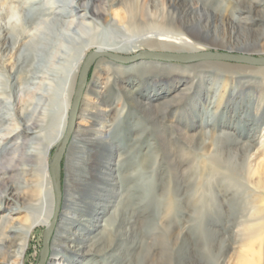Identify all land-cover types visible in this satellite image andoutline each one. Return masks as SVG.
Instances as JSON below:
<instances>
[{
    "label": "bare ground",
    "instance_id": "1",
    "mask_svg": "<svg viewBox=\"0 0 264 264\" xmlns=\"http://www.w3.org/2000/svg\"><path fill=\"white\" fill-rule=\"evenodd\" d=\"M2 1V3H6V1L9 0ZM11 1L12 3L16 2L19 5L18 7L21 17L19 20L11 22L10 29L4 30L2 38L0 37V64L4 59V57H2V53L5 52L3 51V48L12 47V51H15L17 56H15L12 71L8 73V78H12L13 76L16 77L18 75V80L27 77L29 80L35 81L41 77L48 79V77H53L54 75L60 76L61 80L58 83L59 99L57 106L63 107L64 105H67L65 107L66 112L64 114V123L61 125L62 129H58L60 132L58 133V137L54 140V145L51 143L50 146H44L42 141L33 136L36 131L40 129V127L39 123H37L36 115L30 112L19 117L18 120H15L18 127H21L18 136L16 138L15 136L7 138V140L10 139L9 141H18L15 148L13 147L14 149H12V155L11 150L9 149L10 151L7 152V154L4 153L1 155L2 158H0L6 159L7 156H12L9 160V166L0 168V208L5 205L4 208L6 209L9 205H14L9 209L10 215L6 217L2 216V224L7 222L10 224V227L4 229V232L0 237V258H2L0 259V264H25L23 257L27 254V251L25 252L24 249L30 242V238L34 233L33 226L35 223H44L46 224V231L54 214V199L52 197V186L50 182V175L48 173V167L50 165V159L57 151V147L64 137L70 113L71 101L73 98L71 93L73 92L75 85L74 82L76 83L80 72L79 70L84 61L87 59L86 57L92 52H108L115 55H121L122 51H135L138 49H142V51L146 50L150 52L164 53L171 52L178 54L205 53L208 52V50H211L213 52L219 51L226 54H238L254 58L264 57V53L259 51V48L264 41V30H258L255 26L258 24V20H264V14L259 15L260 12L259 14L255 13L253 3H257V0H253V2L251 1L249 5H242L241 1L237 0L238 4L241 3L239 4L240 6H235L237 14H240V17H238L239 20L236 16L229 14L228 12V15L222 14V5L217 7L216 13L209 10L207 7L208 3H204L203 0H168V12L166 11L167 13L161 15L154 13L153 8L156 7V2H153L150 6L146 0H90L85 6L82 5H84L83 1L86 0H57L51 8L44 6L43 2L40 0L26 3L22 0ZM225 8L227 9V7ZM5 11L8 15H11L13 12L10 8H7ZM41 18H47L48 20L44 21L43 27H36V23ZM69 19L71 20L70 23L67 21ZM88 21H90L89 24ZM98 22L101 26H105L113 32L109 42L107 44L103 43V45H101L102 47L99 48L95 47V41L91 42V45H93L92 47L90 44V46H83L85 38L90 36L86 32L94 30V27H90L93 26V24H97L95 28H98ZM155 22L156 24L160 23V26L163 27L160 31L156 29L157 26H155V28L154 26L152 27ZM33 29L37 30L40 36L28 35V30ZM119 32L122 34L125 32L124 36L119 35ZM123 37H125V39H123ZM66 45L73 50L71 53L67 51L66 53L63 52V47ZM205 46L207 49L204 48ZM88 47L91 48L88 49ZM134 54H137V52H134ZM59 61H65L66 64H64L61 69L54 68V65ZM107 61L111 60L107 59ZM108 63L109 64L106 67L107 70L110 71V75H119L114 79V82L112 83L113 85L108 83L105 92L99 91L100 83H98V77H95V80L88 85L84 94V99L81 103V110L78 118L79 120L74 133L75 136L66 152L67 162L64 170L65 184H63L64 187L62 188L63 202L60 209L61 212L56 223L57 225L52 235L53 238L50 244L51 251L48 264H65L66 260L71 262V257H75L77 261L81 260L84 262V260L100 255V253L103 252L114 253V250H112L115 248L113 244L117 241L118 236L121 238V247L126 246V243L130 246L129 248L131 253L126 255L124 261H126L127 264H134L136 260L131 257L136 255L139 249L140 251L144 250L142 253L144 256L152 248V245H149L148 237L153 230L157 233L155 236L156 238L164 240L161 244L164 248L162 249L164 250L162 251L164 253L163 255L172 256V259L173 257L176 258V256H181L182 244L178 242L179 240H177V238H175V240H169V237L171 236L170 234L173 232L171 231L173 226H171L170 223L173 221L169 222V224L165 223L169 226H162L161 228H158L154 225L153 228L148 229L147 225H144L145 222L142 223L139 220V217L145 215V210L148 211L149 209H152L153 211L154 209L156 212L161 211V203L158 201L159 197H156L158 194L154 196L150 194V191H146L147 187L145 186V182L147 183V181L145 179L146 173L144 172V168L146 167L145 160H141L142 162L139 163L141 165L140 168L134 167V169L131 170H128L127 168V166L135 159L131 156H133L134 149L137 146H139V150V142L142 141L146 132H143L139 136H135L132 139L134 143L128 145L129 143L127 142H129L130 135L133 133V129L130 127H126L128 132L127 135L118 136L117 133H114V131L111 130V133L107 134L101 132L100 138L96 139V136L90 134L87 128L80 131L83 126L80 120L89 119V113H91L89 111L97 110L98 103L100 105H106V100H114L115 98L119 99L118 96H120L130 104L138 107L143 112H147L149 115L148 118L154 125L158 124L159 126L164 127V125H166V121L170 120L169 115L176 114L179 107L182 106V102L192 95L191 99L193 98V102L194 100H197L199 104H204V108L198 112L197 108L199 105L196 104V102L194 104L193 102L189 103L190 110L194 114L195 112H198L195 117L197 116L196 118L199 119L198 125L201 127L197 131L196 135H188L178 128L176 129V134L178 135L176 136L175 134L174 138L178 139L182 143L188 144L195 150L201 148L204 150V147L209 144L208 140L214 137V140L216 139V141L219 142L214 154L219 156L217 159H219L220 162L215 163L217 161L213 159L215 162L212 163H215L214 165L218 166L221 173L229 176V174L234 173L235 169L240 167L238 169L242 172H247L248 188L250 187L252 190L259 193L264 186L263 170L260 168L252 170L251 167H248L247 170L245 166V162H247V160L256 158L253 153V141L257 139L256 135L258 134V129L257 127L254 128L253 123H255V126H259L264 119V114L260 113L261 116L258 115L257 122L252 121V112L255 108L254 97L252 94L253 92L251 89V85L255 82L252 79H249L246 76L243 77L241 74L236 72L228 77L227 80H224V78H222L224 73L222 72L227 71L228 68L225 67V65H221L224 63L220 62L205 61L193 64H175L142 60V62L130 64V66L121 65L113 61ZM252 68H254L253 70L259 69L257 70L258 73H256L264 76V68ZM221 79H223L224 84L221 86L224 90H226V92L222 96L218 108L225 102L228 112L226 111L223 114H227L230 111L233 115H235V118H233L234 125H232L233 121H227L225 118L226 116H224L223 119H225V122L221 121L222 123L219 124L220 127L226 126L229 129L232 127L233 130H222L221 134L215 137L213 135V132L216 131L214 130V123H212V121H205L204 114L207 112V105L210 104L208 102L212 98V94L219 91V88L217 87ZM89 80H91L90 77ZM229 81H232L233 83V87L230 89V92L227 90L230 86ZM206 83L207 88L203 91ZM173 89L177 90L174 93L170 92ZM115 91H118V93L115 94ZM31 93L33 94V92ZM203 95L205 97H203ZM91 98H93V100ZM84 105H86L85 108H83ZM83 109H85L84 113L82 112ZM35 113H37V111ZM7 120L14 121V118H10L6 115V112L4 115L0 114V124L6 122ZM235 122H238V127L235 125ZM80 124H82V126L79 127ZM98 125L102 130L106 128V124L101 123ZM121 125V127H123L125 126V123H121ZM170 125L175 127L171 123ZM208 127H211L212 130L208 129ZM78 128L79 131H77ZM4 130L5 129L0 126V134L4 132ZM160 130L161 129H159V131ZM9 134H12V132H8L7 135ZM82 136H88L89 140H87V138L81 139ZM91 136L93 138H91ZM119 138H121L120 143L117 141ZM242 138H245V140H242ZM156 140L159 141L158 139ZM116 143H119V146H117ZM34 145H37V147L35 148ZM153 146L154 144H151L149 148ZM91 148L93 149V154H95L94 159H96L92 165L91 174L88 173L81 182L79 180L73 181L74 176H78L79 173L78 163L83 160V154ZM149 157L153 158L155 156L151 153V156ZM48 159L49 162L47 161ZM238 160H241L242 162L239 163ZM45 162L47 163L45 164ZM36 164H38L42 169H40L39 172L40 181L37 183L36 189H33L29 187L27 179L33 175L32 172L36 169L34 168L37 167ZM189 174L192 173H188V175ZM14 175H19V188L17 189L10 186V182H12L11 178ZM238 175L240 176V174ZM181 176L182 174L180 177ZM212 181H214V179ZM239 182L241 181L239 180ZM240 184L241 183H239V185ZM210 185L211 183L209 186ZM1 187L4 189L3 191ZM183 188L184 187L182 186V189ZM79 190L81 193H79ZM236 190L238 189H235L234 191ZM222 191L225 192L226 190ZM132 192H136L137 196L131 195ZM164 193H162V195ZM212 194H214V191ZM191 195L192 194H190V196ZM204 195L206 196V194ZM233 196L235 198L234 200H230V205L232 204L235 206V199L237 198V195L235 196L234 193ZM135 197L137 198L136 200L139 201L138 203H134L133 199ZM33 198H36L35 202H38V204L34 206L30 205L29 207L27 204L32 203ZM244 199H248V196ZM213 200L215 199L213 198ZM192 201V198L189 197L185 202V206L192 208V214L189 216V221L192 224L191 227H193L191 232H194L196 237L193 241L196 248H199L198 245L201 243L200 240L202 239V241H204L206 236L216 238L221 235L222 237L220 242H222V244L220 245V250H226L227 245L225 244V241L228 239V232L230 230L226 227L224 232H219L218 230L209 228L216 220L213 216L203 215L201 213L199 217L195 218L194 213L196 212V208L192 204ZM203 201H205V199ZM211 201L212 200H210V202ZM208 203H206V205ZM244 203L243 206L245 205ZM182 208L181 210H184ZM234 208H236V206ZM29 209L33 210V212L38 210L37 212L40 214L33 223L30 222V217L24 218L25 223L29 222L28 229H26V225H22V221H20V219L14 220L10 217H15L16 215L18 216L24 212L28 213ZM218 210L220 211V209ZM242 210L244 211L245 209ZM240 211L241 210L236 212L239 213ZM220 214L221 213H219V215ZM229 216L233 220L237 215L234 214ZM258 217L252 220L251 225H247V227H250L248 228V231L245 232L250 240H253L254 238H264V216ZM119 219L122 221L121 224L118 223ZM237 219L238 218H236V220ZM248 220L250 221L251 219ZM164 221L167 220L164 219ZM234 221L235 220H233V222ZM178 225L182 224L179 223ZM36 229L37 227L35 230ZM175 229L176 228H174V230ZM139 233H141L140 240L137 238ZM218 240L217 242H219ZM253 243L250 242V245H248L250 253L253 249ZM261 245L264 246L263 243ZM213 250L215 251L216 248H213ZM62 251L64 253L66 252V254H63ZM196 253H198V251ZM138 257L136 256V259H138ZM197 257L200 258L201 256ZM255 261L256 264H258V260Z\"/></svg>",
    "mask_w": 264,
    "mask_h": 264
},
{
    "label": "rangeland",
    "instance_id": "2",
    "mask_svg": "<svg viewBox=\"0 0 264 264\" xmlns=\"http://www.w3.org/2000/svg\"><path fill=\"white\" fill-rule=\"evenodd\" d=\"M22 1L24 3H26V2L38 1V0H22ZM40 1L43 2L44 6L51 8V7H53L54 3L57 0H54V1L53 0H40ZM89 1L90 0L83 1L84 5H82V6H85L86 4H88ZM136 1H139V0H136ZM203 1H204V3H208L207 7L209 10H212L213 12L216 13L217 7L222 5L221 6L223 9V10L221 9L222 14L228 15V13H229V14L236 16V18L240 17V14H237V12H236L237 5H239L241 3H242V5H249L251 3V1L253 2V0H240L241 3L238 4L237 0H215V1L214 0H211V1L210 0H206V1L203 0ZM257 1H258L257 3H253V6L255 8V13L259 14V12H260L259 15H263L264 14V0H257ZM2 2L3 1L0 0V37L1 38H2V34L4 33V30L10 29L11 22L19 20L21 17L20 10L18 7L19 5L16 2L12 3L11 0L6 1V3H2ZM146 2L150 6L153 2H156V7H154L153 10H154V13L157 15L165 14L168 12V9H169L168 0H146ZM225 7H227V9ZM7 8H10L13 11L11 15L6 14L5 10ZM47 20H48L47 18L39 19V21L36 23V27H39V26L43 27L44 21H47ZM238 20H239V18H238ZM67 21H68V23L71 22L70 19ZM89 23H90V21H88V24ZM98 24H99L98 28H95L97 24H93V26H90L91 28L94 27V30H90V31L86 32L90 35L88 37L90 40L88 38H85V40L83 42V46H87L89 44L91 45V42L95 41V44H96L95 47L99 48V47H102L101 45H103V43L107 44L109 42V39L113 35V32L110 31L109 28H107L105 26H101L99 22H98ZM155 24H156V22L153 23V25L152 24H150V25H152V27L154 26V28H155V26H157L156 29L159 31L161 30V28H163L160 26V23L159 24L157 23L156 25ZM255 26L258 30H264V27H263L264 26V20H258V24ZM114 33H116V32H114ZM118 34L121 36L122 35L124 36L125 32H123V34L119 32ZM28 35L40 36L39 33L37 32V30H35V29L28 30ZM123 39H125V37H123ZM92 46L93 45H91V47ZM91 47H88V49ZM204 48H206V46ZM12 50H13L12 47H7L5 49L3 48V51H5V52L2 53V55H3L2 57H4V59H3L2 63L0 64V114L4 115L6 112V115H8L10 118H14V121H8L7 120L6 122L0 124V126H2L5 129L4 132H2L0 134V158H2L1 155H3L4 153L7 154V152H9L10 150H11V155H12V151H13L12 149L15 148V145L18 141H14V140L9 141L10 139L7 140V138H12L13 136H15V138H16L18 136L19 131L21 130V127H18V124L15 122V120H18L19 117L23 116L24 114L30 113V112L32 114L36 115L37 123H39V127L41 129V130L38 129L33 136L38 138L40 141H42L44 146H48V145L50 146L51 143H52V145H54L55 144L54 140L58 137V133L60 132L58 129H60V130L62 129L61 125L64 123L63 122L64 121V114L66 112L65 107L67 106V105H64L63 107L57 106L58 99H59V97H58V94H59L58 83L61 80L60 76L54 75L53 77H48V79L41 77L42 79L40 78V79L35 80V81H31L27 77L18 80V75L16 76L17 78L14 76L12 78H8V76H9L8 73L10 71H12L13 64L15 62V56H17L15 51H12ZM66 51L71 53L73 50L69 46L66 45L65 47H63V52L66 53ZM140 51L142 52V49H140V50L138 49L135 51L134 50L133 51L132 50L122 51L121 55L128 56V55L134 54V52L140 53ZM259 51L264 53V41H263L261 47L259 48ZM208 52H213V51L208 50ZM218 52L219 51H217L216 53H218ZM261 58H264V57L262 56ZM108 62H111V61H107V59L97 61L95 63V65L92 67V70H91L92 72L89 76L91 78V80L88 79L90 81V82L88 81V83L90 85L92 83V81L95 80V77L99 78L98 83H100V88H99L100 92H105L108 83H111V85H113L112 83L114 82V79L117 78V76L119 75V74H117V75L115 74L113 76L110 75L111 73L109 70H107V67H106L109 64ZM220 63H223V62H220ZM64 64H66L65 61H59L58 63H56L54 65V68L61 69V68H63ZM221 65H225V67L228 68V70L225 72L222 70L223 71L222 73H224L223 74L224 76L222 78H224V80H227V78L230 77L233 73L235 74L236 72H238L243 77L246 76L255 82L251 85V89L253 92L252 94H253L254 102H255V108L253 109V112H252V114H253V118H252L253 120L252 121L257 122L258 115L261 116L262 113L264 114V92H263L264 91V76L257 74L258 73L257 70H259V69L253 70L254 68H252L251 66H248V65H244V64L239 65V64H232V63L231 64L224 63ZM99 72H100V74H99ZM53 78H54V80H53ZM111 79H113V80H111ZM48 82H49V84H48ZM76 82H77V80H76ZM74 84L75 85L73 88V92L71 93L72 97L74 95L75 88L77 86V84L75 82H74ZM198 84H200V83H198ZM221 85H224L223 79H221L219 81V84L217 87V88H219L218 89L219 91H216V93L214 92L212 94V98L208 102L210 104L207 103L208 104L207 105L208 108L206 110L207 112H205L206 114H204L205 115V117H204L205 121H212V123H214V127H215L214 130H216V131L213 132V135L215 137L220 135L222 130H228L229 129L226 126L220 127V125H219L220 123H222L221 121L225 122V119H223L224 116H226L225 118L229 122L233 121V118H235V115H233V113L230 111L227 114L226 113L223 114L224 112L227 111V108L225 106V104H226L225 102L223 103V105H221L218 108L219 102H220L222 96L224 95V93L226 92V90H224ZM229 85H230L229 89H227V90H229V92H230L231 91L230 89H232V87H233L232 81H229ZM206 88H207V83H206V86L203 88V91H204V89L206 90ZM176 90L177 89H173L170 92L174 93ZM31 92H33V94ZM116 93H118V91L117 92L115 91V94ZM191 96L192 95H190L188 99H186L182 102V104H181L182 106L179 107V109L177 110L178 112H176V114L169 115L170 120L166 121V125H164V127L159 126L158 124L154 125L153 122L148 118L149 115L147 114V112H143L138 107L130 104L129 102H127L126 100H124L120 96H118L119 97V99L117 98L118 100L116 98L114 100H106V105H100L98 103V105H97L98 109L97 110L89 111V112H91V113H89V115H90L89 119L80 120L82 122L83 126H85V127H83L82 124H80L79 127L82 126V129L80 131L87 128L90 134H93L94 136H96L95 139L100 138L101 132L104 134H107V133H111V130L114 131V133H117L118 136L119 135L124 136V135L128 134L126 127L132 128L133 133H132V135H130L129 142H127V143H129L128 145H130L131 143L132 144L134 143V141L132 139L135 136H139L143 132H146L145 136H144L145 139L142 138V141L139 142L141 150L139 148V150H140L139 151L138 150L139 146H137L136 147L137 149L136 148L134 149L133 156H131L133 159L134 158L135 159L138 158V159H136V160L134 159L132 161V163H130V165L127 166V168H128V170L134 169V167L140 168L141 165L139 163L142 162L141 160H145L146 167L144 168L145 169L144 172L146 173L145 179L147 181V183L145 182V186L147 187L146 191L147 192L150 191V194H152L154 196H156V194H158V196H156V197H159L158 201L161 203V211L156 212V211H154V209H153V211H152V209H149L148 211L145 210V215H142L141 217H139V220L142 223L145 222L144 225H147L148 229L153 228L154 225L158 228H161L162 226H169L167 224H169V222L173 221L170 223V225L173 226L172 230H171L173 232H171L172 234H170L171 236L169 237L170 238L169 240H171V239L175 240V238H177V240H179L178 242L180 244H182V253H181L180 257L176 256V258L173 257V259H172V256L163 255L164 253L162 251H164V250H162V249H164V248L162 247L161 244H162V241H164V240L163 239L160 240L159 238H156L155 236L157 233L153 230L152 233L148 237L149 245L150 244L152 245V248L150 249V251L147 252V254L143 256L142 253L144 250L140 251V249H139L138 252L136 253V255H133L131 258L136 260L134 262V264H136V263L137 264H183V263L184 264H212L213 262H214L213 264H256L255 260H258V264H264V246L261 245L262 243L264 244V240H263L264 238L261 237V238H254L253 240L252 239L250 240L247 236V233H246L248 231V228L250 227V226L247 227V225H251L253 219L257 218L258 216L259 217L264 216V186L262 188L263 190L261 189V191H259V193L255 192L250 187L248 188V186H247V179H248L247 178V172L246 171L242 172L240 169H238L240 167L235 169L234 173L229 174V176L227 174L221 173L218 166L214 165L215 163L220 162L219 159H217V158H219V156L214 154L215 149L219 143L218 141H216V139L214 140V137L209 139L210 141L208 140L209 146L207 145L206 147H204L205 148L204 150H203V148L195 150L193 147L189 146L188 144L182 143L178 139L174 138V135L176 134V129H178V128L181 129L182 131H184V133H187L188 135H196L197 131L201 127L198 125L199 119H197L196 118L197 116L195 117V115H197V113L204 108V104L203 103H202L203 105L199 104L197 100H194V102H193L192 101L193 98L191 99ZM203 97H205V96L203 95ZM73 98H72V100H73ZM91 99L93 100V98H91ZM191 102H193V104L196 102V104L199 105L197 108L198 112H195V114L189 108V106H190L189 103H191ZM85 106L86 105H84L83 108H85ZM223 107H225V108H223ZM84 110L85 109H83V111H82L83 113H84ZM36 111H37V113H35ZM176 117H178V118H176ZM101 123L106 124V128L104 130H102L101 127L98 125ZM121 123H125V126L121 127L122 126ZM170 123L173 124L175 127H172L170 125ZM232 125H234V121H233ZM235 125L238 127L239 126L238 122H235ZM253 125H254V128L257 127V129H258V134L256 135L257 139L255 138L256 140L253 141L254 142L253 143V153L255 154L256 158L247 160V162H245V166H246L247 170H248V167L249 168L251 167L252 170L253 169L256 170L257 168H260L263 170V173H264V119L262 120V123L259 126H255V123H253ZM159 129H161V130L159 131ZM208 129L212 130L211 127H208ZM230 129L233 130L232 127ZM77 131H79V128L77 129ZM8 132H12V134L7 135ZM177 135L178 134H176V136ZM247 135H248V133H247ZM73 138H72V140H73ZM86 138H87V140H89L88 136L87 137L82 136L81 139H86ZM91 138H93V137L91 136ZM120 139L121 138H119V140H117L119 143L121 142ZM156 139H158L160 142L157 141ZM242 140H245V138H242ZM162 141H164L165 143ZM119 143H116V145L119 146ZM151 144H154V146L149 148V146H151ZM34 147L36 148L37 145H34ZM91 149H88L85 152V154H83V160H81L78 163L80 165V166L78 165V172H79L78 176H74L73 181L79 180L81 182L87 176L88 173L91 174L92 165L96 160V159H94L95 154H93L94 152H92L93 149L92 150ZM27 151H29V150H27ZM195 152L197 155L195 154ZM151 153H153V155L155 157H153V158L149 157V156H151ZM210 154H212V155H210ZM11 155H10V157L7 156L6 159L5 158L0 159V168L9 166V164H10L9 160L12 157ZM145 156H147V157H145ZM66 157H67V153L64 156L63 163H62V171H61V173H62V184H61L62 188L64 187L63 184H65L64 183V181H65L64 170H65V164L67 162ZM149 159H150V161H149ZM213 159L217 162H215ZM47 161L49 162V159ZM35 162H37V161H35ZM149 162H150V164H149ZM212 162H215V163H212ZM238 162L241 163L242 161L238 160ZM250 162H251V164H250ZM46 163L47 162H45V164ZM167 165H169V166H167ZM36 166L37 167H34V168H36L35 169L36 171L34 170L32 172L33 175L30 176L31 178L29 177L27 179L29 187H31L33 189H36V185L40 181L39 172H40V169H42L39 167L38 164H36ZM151 169H152V171H151ZM236 171H238V172L240 171V172L238 173ZM170 173H171V175H170ZM188 173H192V174L188 175ZM167 174H168V176H167ZM181 174H182V176L180 177ZM238 174H240V176ZM205 175H207V176H205ZM187 177H189V178H187ZM197 178H198V180H197ZM208 178H209L210 182H209ZM234 178H235V180H234ZM18 179H19V175H14L11 178L12 182H10V186H13L15 189L19 188L18 187ZM194 179L197 180L198 184H197L196 180H194ZM211 179L212 180L214 179V181H212ZM151 180H152V182H151ZM190 180H193V181H190ZM239 180L241 182H239ZM165 181H167V182H165ZM237 181H238V184H237ZM150 182H151V184H150ZM169 182L171 183V185ZM189 182H190V184H189ZM195 182L197 185L195 184ZM214 182H216V183H214ZM210 183H211V185L209 186ZM239 183H241V184L239 185ZM169 185H170V187H169ZM182 186L184 187L183 189H182ZM189 187H190V189H189ZM233 189L234 190L238 189V190L234 191ZM3 190L4 189L2 188V191ZM215 190H216V192H215ZM222 190H224V191L226 190L227 192L226 191L223 192ZM213 191H214V194H212ZM218 191H219V193H218ZM79 193H81L80 190H79ZM162 193H164V194L162 195ZM234 193H235V196L237 195L236 196L237 198L235 199L236 200L235 201L236 208H234L235 206H233L232 204L230 205V200H234V198H235L233 196ZM246 193H247V195H246ZM250 193L252 196L250 195ZM190 194H192V195L190 196ZM204 194H206V196ZM216 194H218V195H216ZM131 195L137 196V193L132 192ZM170 195L172 198L170 197ZM207 195H209V196H207ZM164 196H166V197H164ZM247 196H248V199H244ZM52 197H53V192H52ZM179 197H181V198H179ZM189 197L192 198V200H193L192 204L196 208V212L194 213L195 218L199 217V215L201 213L203 215L213 216L214 218H216V220L212 224V226H210L209 228L214 229V230H218L219 232H224L226 227L228 230H230L228 232L229 233L228 239H226V241H225L226 242L225 244L227 245V249L225 247L226 250H222V251L220 250V247H221L220 245L222 244V242H220L221 237H222L221 235L219 237H216V238L215 237L212 238V236H211V238L206 236V239L205 240L203 239L206 243L204 241H202V239H201L200 242L203 245L200 243L198 245L199 248H196V246L193 243V241L196 237L194 235V232H191L193 227H191L192 224L189 221L190 220L189 216L192 214L191 213L192 208H188V206L187 207L185 206V202L188 200ZM194 197L196 198V200ZM167 198H168V200H167ZM184 198H185V200H184ZM213 198L215 200H213ZM136 199H137L136 197L133 199L134 203L139 202ZM204 199H205V201H203ZM241 199H242V201H241ZM35 200H36V198H33L32 203L27 204V205H29V207H30V205H32V206L37 205L38 202H35ZM210 200H212V201L210 202ZM196 201H197V203H196ZM202 202H203V204H202ZM224 202H226V203H224ZM206 203H208L207 205L209 207L206 205ZM243 203L245 204L244 206H243ZM165 204H167V205H165ZM181 205H183V206H181ZM196 205H197V207H196ZM4 206H2V208H0V237L4 232V229H6L7 227H10L9 226L10 224L7 223L6 221H5L6 223L2 224V216L6 217V216L10 215L9 209L12 208L14 205H9V207H7L6 209L4 208ZM172 206H174V207H172ZM179 206H180V208H179ZM182 207H185V208H182ZM241 207H242V209H245V210L243 211L241 209ZM181 208L184 210H181ZM218 209H220V211ZM228 210H229V212H228ZM232 210H234V211H232ZM239 210H241V211L239 213H237ZM37 211L33 212V210L29 209L28 213L24 212L18 216L16 215L15 217H13V216H10V217H12L14 220L20 219V221H22V225L23 224L26 225V229H28L29 228V226H28L29 222L25 223L24 218L30 217V219H31L30 222H32V223L35 222L36 218L40 214ZM180 213H182V214H180ZM219 213H221L220 214L221 216L219 215ZM163 214H164V216L166 214L167 215L164 217ZM175 214H176V216H175ZM234 214L237 216H235V218L233 219L235 221L233 222V220L230 218L229 215H234ZM225 216H226V218H225ZM243 216H245V217H243ZM236 218H238L239 220H242V221H239L238 219L236 220ZM164 219L167 221H164ZM248 219H251V220L249 221ZM183 220H184V222H183ZM42 222H44V221H42ZM121 222H122L121 219H119L118 223L121 224ZM165 223H167V224H165ZM179 223L182 225H178ZM175 224L179 227H177ZM183 225L186 227H184ZM180 226H182V227H180ZM36 227H37V229L35 230ZM45 227H46V224H44V223H35V225L33 226L34 233L32 234V236L30 238V242L27 244V246L24 249L25 252L27 251V254L23 257V259H24L23 261L25 264H38L37 261L39 259V255L41 252L40 249L42 246L43 233L45 232ZM147 228H146V230H147ZM174 228H176V229L174 230ZM187 229H188V231H187ZM178 234H180V235H178ZM137 236H138L137 238L140 240L141 233H139ZM120 239H121L120 236H118L117 241L113 244L115 247L114 249H112V250H114V253L113 252L112 253L103 252V253H100V255L94 256L92 258H88L87 260H84V262L81 260L77 261L75 259V257H71V259H70L71 262L66 260L65 264H96V263L97 264H127V262L124 260H125L126 255L131 253L130 248H129L130 246H128L126 243V246L121 247L120 246L121 245ZM210 239H211V241H210ZM217 240L220 242V244H219V242H217ZM214 241H216V242H214ZM232 241H233V243H232ZM250 242H252V243L254 242L253 243V249L251 250L252 251L251 253L248 250V245H250ZM213 243H215L216 245ZM129 244H130V242H129ZM193 245H194V247H193ZM218 245H219V248H218ZM213 248L214 249L216 248V250L214 251ZM235 249H236V251H235ZM219 250H220V253H219ZM197 251H198V253H196ZM62 253L66 254V252L64 253L63 251H62ZM136 256L137 257L139 256L138 259H136ZM197 256H199V257L201 256V257L198 258ZM0 259H2V258H0ZM209 259H211V260H209ZM164 260H166V261H164Z\"/></svg>",
    "mask_w": 264,
    "mask_h": 264
},
{
    "label": "water",
    "instance_id": "3",
    "mask_svg": "<svg viewBox=\"0 0 264 264\" xmlns=\"http://www.w3.org/2000/svg\"><path fill=\"white\" fill-rule=\"evenodd\" d=\"M87 59L84 61L80 68L79 76L77 79V86L75 88V92L73 95V100L70 106V113L68 118V123L66 126V130L64 132V137L60 141L57 151L54 153L52 158L50 159V165L48 167V173L50 175V182L52 186L53 199H54V214L50 221V225L48 229L43 233V241L41 246V252L38 259V264H48V259L50 255V244L52 240L53 232L56 228V223L58 221L60 215V209L62 207L63 202V192H62V163L63 158L66 155L68 150V146L74 137V132L77 127V121L79 118V112L81 103L84 99L85 91L89 85L88 79L91 74L92 67L99 60L108 59L115 63H119L121 65L130 66V64L142 62V60L149 61H160L163 63H198V62H223L227 64H239V65H248L251 67H260L264 68V58L261 57H249V56H241L238 54H226L222 52H205V53H171V52H150V51H142L140 53L122 56L118 54H111L108 52H92L90 55L86 57Z\"/></svg>",
    "mask_w": 264,
    "mask_h": 264
}]
</instances>
